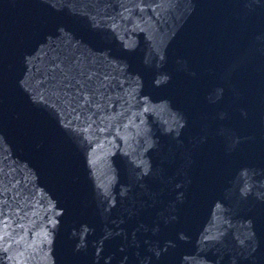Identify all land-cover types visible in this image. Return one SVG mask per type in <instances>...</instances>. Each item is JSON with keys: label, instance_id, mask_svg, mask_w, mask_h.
<instances>
[{"label": "water", "instance_id": "1", "mask_svg": "<svg viewBox=\"0 0 264 264\" xmlns=\"http://www.w3.org/2000/svg\"><path fill=\"white\" fill-rule=\"evenodd\" d=\"M0 264H264V0H0Z\"/></svg>", "mask_w": 264, "mask_h": 264}]
</instances>
